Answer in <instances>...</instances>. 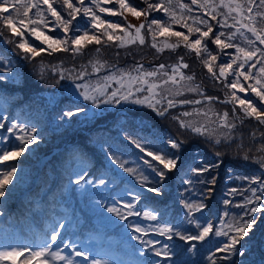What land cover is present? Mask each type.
Instances as JSON below:
<instances>
[{
    "label": "rangeland",
    "instance_id": "1",
    "mask_svg": "<svg viewBox=\"0 0 264 264\" xmlns=\"http://www.w3.org/2000/svg\"><path fill=\"white\" fill-rule=\"evenodd\" d=\"M73 2H75V0H73ZM128 2L130 3V1ZM151 2H156V0H151ZM182 2L190 3V0H182ZM241 2H243V0H241ZM256 2L258 4L259 0H256ZM85 3L88 4V0H85ZM130 4L133 5L132 3ZM53 6L56 7L62 15H66L60 3H54ZM104 6L111 8L118 7L115 0H113L112 4H106ZM190 7H192L193 11L187 13V15H202L201 10L197 6L190 5ZM94 10L96 9L94 8ZM255 10L254 8V11ZM220 11L224 10L220 9ZM177 13L179 14V9H177ZM98 14L101 15L103 19L118 22L121 25L127 23L126 15L133 17L128 13H125L123 16ZM153 18L169 21V18L162 13L153 12L147 17L144 23H147V21ZM203 18L208 19L214 28L218 29L216 21H212L211 18L207 16ZM48 20L51 21L54 20V18L48 16ZM229 22L231 23V21ZM189 23H191V21H189ZM52 26V24H49L48 29L42 28V30L52 37L64 36L60 28H57L56 31H50L49 29ZM84 26L85 19L81 13L77 16L76 21L73 22L68 35H72L73 30L77 28L83 30ZM172 27L173 30L184 31L186 33V29L181 28L179 25L173 24ZM201 27H203V25H201ZM222 30L226 32L233 31V29ZM0 33H2L0 34V60L3 61L5 66L11 68L10 73L5 72L2 74L5 78L0 79V88L9 91L10 89H19V87H21L19 89L21 93H24V90H30L32 94H27L25 99L31 103H35L33 106L34 109L31 110V112L26 109H18V113L20 112L27 117L19 114L12 118L10 117L11 113L6 111V108L11 105V101L6 100V98H0V113L4 112L0 117L6 118L0 119V123L5 125V128L0 129V138H3V142L0 143V149L15 150L17 148L19 141L15 139V133H18L19 126H24L26 131L29 132L31 127L34 126L36 128L34 135L37 140L39 138V129L37 126L39 119L43 122V129H48L49 132L55 135L53 136L52 142H48L50 146L55 147L60 143V140L64 139L67 135L71 134L70 137L78 135V130H85L87 132L89 128L93 127L100 119L108 116L115 120L113 123L114 128H112L113 133L107 136L109 138H101L102 141L97 143V148L104 153L106 167L112 174L111 179H117L118 182L123 183L121 187H118L111 179L112 182H108L109 177H102V172L98 174L93 172L92 175L89 161H91V163L94 161L97 162V157H95V159L91 158L89 161H84L82 157L78 156L79 158L76 160V166H71L69 163L70 171L67 182L63 187H61L59 184L60 181L56 178H59L60 174H55L56 176L52 179L51 185L40 189V191L37 184L34 185L32 191L26 188L20 190L19 186L12 184H14L16 180H26L29 172L26 169L19 168L27 161L25 159L29 158L30 154L31 156H36L34 161H36L39 156L34 150V146L35 149L38 148V143H29L27 150L20 156L11 160H6L0 164V169H6L9 165L17 166V171L13 175L11 182L5 186V190H11V192L26 191L25 205L34 203L38 205V207L42 204L45 195L51 194L54 200L52 210H56V212L61 211V213H63V221L59 222L53 220L50 222V232L45 233L43 230L36 231L31 234L30 238L25 236L24 239L17 243L19 239L14 237L15 226L13 224H11V226H5L3 222H7L12 216L13 219L16 220L14 211L19 209H21L22 215V203L17 199L12 200L8 195L0 197V212L3 213V215H0V231L1 229H5V232H0V251L11 250L15 247H30L31 241L35 244V248L33 249H37L45 240L49 239L53 227L57 223H63L64 229L60 230L63 232V235L61 234L62 240L58 238L57 244H61L62 241L71 242L73 246L85 252L89 257L88 260H85L83 257H76L71 249H64L62 254L72 257L75 264H90L93 259L101 261V264H131L129 259L125 262L121 260L125 254L132 255L137 264H185L190 252L188 254H185L186 252L184 251L180 253V248L187 247V249H189L188 242L175 237L173 240H168L165 236H161L151 230L158 228L160 223H166L169 226L179 225L169 220L171 219L172 213L168 209H166L168 213L161 214L162 219L158 217L159 222L146 220L142 216H128L126 220H121L113 213L107 211V207L115 206L126 214L127 209L123 207V204L124 202L131 201V195L134 194V192L130 187H124V184L133 186L134 183H140L134 175L125 172L114 162V156L118 157L121 162H124L125 167L133 168L138 173H142L151 183L154 184L155 181L159 179L155 172H153L144 161L148 160L153 164L157 162L152 161L151 157L146 156L144 152H141L139 148L132 144L128 139L129 137L139 140L146 149L155 151L162 148L166 152H175V154L180 157L177 168L169 172L168 178L162 182L163 187L168 189V191H172V189L167 188V185L171 182H177L176 185L178 188L186 187V190L181 192L184 202H219L222 208V217L215 230H221L222 226H224L223 230L226 231L227 224L231 222L234 217L238 218L246 211L244 207H237L236 205L243 204L244 198L251 196V193L245 191V189L259 187L257 184H250L249 180L246 178L255 177L264 180V166L255 162L257 159L264 157V151L259 150L261 146H264V125L258 124L254 118L244 119L242 125L239 123V120H237L233 114V104L225 103L224 101L230 95L231 91H236L237 95L241 97H244L245 94L240 93L238 90H230L227 88L223 78H221L220 81L214 80L204 66L207 73L197 74L193 72V70L198 67L194 60L197 59L195 53L188 52L183 46L175 51L165 49L162 53H158L156 49L151 47L152 37L147 29H145L142 31L145 37V44L143 46L139 45L138 42L126 48H119L117 46L118 42H108L107 45L103 43L101 45L90 44L83 47L80 53L63 51L51 52V50H48L42 52L39 57H36L37 60H29L24 58L25 55L28 54L22 53L19 49L15 48L14 44L6 42L9 39L19 41L21 39L20 37H12L6 32V29H2L1 27ZM212 35H215V32ZM25 38L38 49L46 48V45L42 44L39 40H35L28 32H25ZM195 38L196 36L194 34L192 39ZM102 39L106 40V38L103 37ZM175 39V37L168 36L156 37L158 43L163 40L174 42ZM204 42L207 43L212 54L218 57L217 61L213 62V71L218 74V65L227 63L230 56L235 55L234 49H225L223 53H220L219 48L214 45L210 39ZM233 42L239 43L240 38L237 37ZM257 46L264 49V46L258 43ZM97 48L100 49L99 52L96 51ZM181 56L184 58V62L189 65L188 69L182 70L185 75L194 74V83L200 85L205 96L218 99L213 100L212 103L209 104L207 100L204 99V96L198 93L184 91L180 96L169 97L177 102L176 107L169 109L166 116L160 117L146 106L133 105L124 101H121L119 104H103V98H101V106L97 108L91 101H85L78 92L75 91L74 86L77 83L97 84L100 83L105 76L113 72L132 70L135 66L140 64L144 66L145 70L153 71L159 66L154 65L153 62L163 61L162 64L166 65V70H169L168 66L176 65ZM203 56L204 54L201 53V58H203ZM146 59H149L148 62H146ZM96 61L104 65V68L98 74L92 70V63ZM233 67L236 68V65ZM258 67L259 65H257V68ZM82 70L87 71L89 75L85 77L83 81L76 80V75ZM244 70L249 71L250 69L245 67ZM251 71L256 72V69H251ZM61 74L64 75V79L60 78ZM232 79L233 76L229 74L227 82H230ZM241 82L247 85L252 81L245 82L243 78H241ZM117 87L118 85L113 83L108 89L109 94ZM247 96L258 108H264V104H261L259 98L253 93L249 91ZM182 100H201L202 103L181 104L180 101ZM164 103L166 104V100ZM81 108L85 111L79 112L77 115L70 118L63 115L65 111H77ZM210 109L211 111H209ZM145 110H148L147 114L150 116L151 120L146 118L147 114L143 112ZM185 111L191 112L193 115L183 117L181 114ZM205 112H208L207 116L204 115ZM213 112L219 114L228 112L229 121L237 123V128L232 133L235 138L231 143L222 142L217 145L215 144L216 136L210 138L198 136L190 130L182 129L178 121L173 119V117H180L186 122H191L196 125H207L209 129H212L217 127L215 123H212V121L216 120V117L212 115ZM236 112L242 117V112L238 105L236 106ZM132 115L136 116L138 119L128 117ZM28 121L31 123L29 124ZM13 123L17 124L18 128L14 130L13 133H9L7 129ZM101 126L106 125L101 124ZM225 131V129H219L221 137ZM253 133L255 134L254 137L252 135ZM19 134L23 135V133ZM110 138L115 139L117 144H109L108 139ZM162 138H173L178 142L183 141L181 149L176 152L168 148L161 143ZM121 142H123V144H120ZM65 144L55 148L52 156L63 151V146ZM69 146H71V144H67L66 148ZM217 152H221L223 155L218 157L216 155ZM25 153L28 154L25 156ZM245 153L249 156V160L247 161L242 158ZM42 159L43 157L37 160V163L41 166L40 172L44 173L43 165L48 160V157ZM204 166H208L210 171L201 175H197L191 171L193 168H201ZM81 175H84V180L81 181L80 185L75 184V180ZM213 177L216 178L214 185L200 182L210 181ZM102 178L105 181L104 184L100 183ZM188 180L192 181L191 185L186 183ZM85 181H91V183H85ZM36 182H40L38 177ZM26 183L25 181L23 185H26ZM149 186H151V184ZM233 188H236L238 193H231L230 190ZM35 189L38 190L37 193H35ZM47 189L48 191L46 193L45 191ZM209 189H211V192H209ZM44 192L45 194L43 195ZM33 193L34 195H32ZM177 194L178 192L173 193V199ZM155 196L162 200V195ZM204 197L208 198L204 199ZM226 201H231V203H225ZM252 206L254 205H249L248 207ZM261 207L264 208V201L261 202ZM8 208L12 210V213H10ZM152 209H154L152 206L143 204L141 197L139 202L136 203V210L144 211ZM183 209L185 216L182 217L183 219H181L180 225L183 224V227L192 229V226L188 225L185 219L187 210L185 208ZM225 213H227V215H225ZM192 218H198L202 224L209 223L206 219L205 210L195 213ZM3 226H5V228H1ZM136 226L147 229V235L133 231ZM211 235L212 234H209V236ZM212 236V246L215 245L214 240L218 242L227 240V237L224 236ZM137 237H139V239H137ZM149 240L155 242L156 250L160 249L162 245H168L172 251L174 250V252L170 254V259L163 255L155 256L153 245L147 243ZM117 244L120 246L115 248ZM52 247L55 249L56 245H52ZM196 247L201 248V245L198 243ZM236 247H239L241 251L245 250L247 252H252L251 262L253 264L259 262V259L264 256V212L258 211L255 214L254 227L249 232V235L244 237ZM208 249L209 248L206 247L207 252L202 257L203 264H206V262L209 261L208 257L211 256ZM254 250H256L257 253H254ZM196 255L197 252H193L189 264H193V258L196 257ZM147 257H151L153 260L146 262L145 259ZM154 257H156L158 261L155 260ZM23 259L24 257H19L15 261V264L18 260L21 261ZM35 263L36 262H33V264ZM0 264H13V261L11 259H5L0 261ZM53 264H63V262L53 261Z\"/></svg>",
    "mask_w": 264,
    "mask_h": 264
},
{
    "label": "snow or ice",
    "instance_id": "2",
    "mask_svg": "<svg viewBox=\"0 0 264 264\" xmlns=\"http://www.w3.org/2000/svg\"><path fill=\"white\" fill-rule=\"evenodd\" d=\"M141 2L146 5L143 9H138L131 5L128 0H115L116 5H118L116 8L104 6L106 4H112L113 0H88V4L85 3V0H75V2L73 0H0V25L6 27L10 31L11 36L21 38L19 41L9 39L6 42L14 44L15 48L19 49L22 53L28 54L24 58L29 60L39 57L42 52L48 50H51V52L80 53L83 47L90 44L101 45L103 43L107 45L108 42H118L117 46L119 48H126L138 42L139 45L143 46L145 44V37L142 31L147 29L152 37L151 47L156 49L158 53H162L165 49L175 51L183 46L188 52L196 54V57L200 59L201 64L207 68L208 73L211 74L214 80L220 81L223 78L227 88L230 90H238L240 93L245 94L244 97H241L237 95L236 91H231L230 95L224 101L225 103L233 104V114L241 125L244 119L247 118H254L258 124L264 125V108H258L247 96V93L250 91L259 98L261 104H264V49L257 46V43L264 46V0H259L258 4L256 0H243V2L241 0H190V3L182 2V0H156V2L141 0ZM54 3H60L66 15H62L53 6ZM190 5L197 6L201 10L202 15H187V13L193 11ZM254 8L256 9L255 11ZM177 9H179V14L177 13ZM220 9L224 11H220ZM153 12L162 13L169 18V21L153 18L147 21V23H140L138 26L130 23L121 25L118 22L103 19L98 14L123 16L125 13H128L136 19L145 17L147 20V17ZM81 13L85 19L83 30L77 28L73 30L72 35H68L73 22L76 21L77 16ZM48 16L53 17L54 20L49 21ZM205 16L210 17L212 21H216L218 29L214 28L208 19H204L203 17ZM49 24L53 25L49 29L50 31H56L57 28H60L64 36L52 37L47 35L42 28L48 29ZM173 24L186 29L187 34L184 31L173 30ZM222 29H233V31L226 32ZM25 32H28L35 40H39L42 44L46 45V48L38 49L36 46L30 44L28 39L25 38ZM214 32L215 35H212ZM194 34L196 38L192 39ZM157 36L175 37L176 39L174 42L163 40L158 43L156 40ZM102 37L106 38V40L102 39ZM237 37L240 38V42L234 43L233 41ZM208 39L219 48L220 53H223L225 49H234L235 52V55L230 56L227 63L218 65V74L213 71V62L217 61L218 57L212 54L207 43L204 42ZM96 51L99 52L100 49L97 48ZM201 53L204 54L203 58H201ZM234 65H236V68L233 67ZM257 65H259L258 68ZM168 67L169 70H166V65L160 64L156 70L147 71L140 64L132 70L113 72L105 76L100 83H77L74 87L75 91L85 101H91L97 108L101 106V98H103V104H119L121 101H124L133 105L146 106L160 117L166 116L169 109L176 107L177 102L169 97L180 96L184 91L198 93L204 96V99L209 104L213 100L218 99L205 96L200 85L194 83V74L185 75L182 70L188 69L189 65L184 62L182 56L179 57L176 65ZM245 67L250 70L245 71ZM103 68L104 65L99 61L92 63V70L97 74ZM251 69H256V72L251 71ZM5 72L10 73L11 68L5 66L3 61L0 60V79L5 78L2 75ZM229 74L233 76V79L227 82ZM88 75L89 73L87 71L82 70L76 75L75 79L83 81ZM60 78L64 79L65 77L61 74ZM241 78L245 82H252L245 85L241 82ZM113 83L118 85V87L109 94L108 89ZM165 100L166 104L164 103ZM180 103L200 104L202 101L182 100ZM237 105L242 112V117L236 112ZM84 111L82 108L77 111L69 110L65 111L63 115L70 118ZM181 115L183 117H189L193 113L185 111ZM204 115L207 116L208 112H205ZM212 115L216 117V120L212 121V123L217 125V127L212 129H209L207 125H196L191 122H186L180 117H173V119L178 121L182 129L190 130L198 136L206 138L216 136L215 144L217 145L222 142L231 143L235 138L232 133L237 128V123L229 121L228 112H224L223 114L213 112ZM0 119L6 118L0 117ZM3 128H5V125L0 123V129ZM17 128L18 125L13 123L7 131L13 133ZM219 129L226 130L222 134V137ZM35 132L36 128L34 126L31 127L30 132L26 131L24 126H19L18 133H15V139L19 141V145L15 150L0 149V164L6 160L20 156L27 150L29 143H36ZM19 133H23V135ZM252 135L253 137L255 136L254 133ZM128 139L141 152H144L146 156L151 157L152 161L157 162L153 164L148 160L144 161L159 179L153 184L142 173H138L133 168L125 167V163L121 162L118 157H113L114 162L125 172L134 175L142 186L147 187L149 192L155 195H161L162 190L157 185L168 178L169 172L177 168L180 157L175 152H166L162 148L155 151L146 149L139 140L132 137ZM2 142L3 138H0V143ZM161 143L178 152L182 147L183 141L178 142L173 138H162ZM259 150L264 151V146H261ZM216 155L219 157L223 153L217 152ZM242 158L246 161L249 160L247 153ZM255 162L264 166V157L257 159ZM16 171V165H9L6 169H0V197H5V186L11 182ZM191 171L197 175H201L210 171V168L204 166L201 168H193ZM215 179L213 177L210 181L200 182L214 185ZM246 179L249 180L250 184H257L259 187L245 189V191L251 193V196L245 197L244 203L237 204L236 206L244 207L246 211L240 217H234L227 224L226 231L223 230L224 226H222L221 230H214L211 223L202 224L198 218H192L195 213L201 212L207 207L202 201L199 203L191 201L184 202L183 206L187 210L185 219L187 224L192 226V229L183 227V224L169 226L166 223H160L158 228L151 230L161 236H165L168 240H173L175 237L188 242V250L190 252L196 251V244L193 242H203L209 234L224 236L227 237V240L218 250L220 252H226L229 255H243V251L236 246L240 244V241L244 237L249 235V232L254 227L255 214L258 211L264 212V208L261 207V202L264 201V180L255 177ZM82 180H84V175L76 179L75 184L80 185ZM85 183H91V181H85ZM100 183H105L103 178L100 180ZM186 183L191 185L192 181L188 180ZM150 184L151 186H149ZM209 192H211V189H209ZM230 192L238 193V190L233 188ZM207 198L204 197V199ZM139 200L140 194L136 193L131 195L130 202H124L123 207L127 209L126 214L115 206L107 207V211L113 213L121 220H126L128 216H142L146 220L157 222H159L158 217L162 219L161 214L156 209L136 210V203ZM225 203H231V201H226ZM249 205L254 206L248 207ZM0 215H3V213L0 212ZM61 229H64V224L57 223L53 227L49 239L45 240L37 249L15 247L11 250L0 251V261L11 259L13 264H15V261L19 257H24L20 261V264H33V262H36V264H53V261H62L63 264H75L72 257L62 254L66 248L71 249L76 257H83L85 260H88V255L78 250L71 242L62 241L61 244H57L58 238H61ZM133 231L144 235L148 233L147 229L140 226H136ZM147 243L153 245L155 256L163 255L170 259L172 250L168 245H162L160 249L156 250L154 241L149 240ZM52 245H56V248L53 249ZM208 260L211 261V264H216L212 256H209ZM90 264H101V261L93 259Z\"/></svg>",
    "mask_w": 264,
    "mask_h": 264
},
{
    "label": "trees",
    "instance_id": "3",
    "mask_svg": "<svg viewBox=\"0 0 264 264\" xmlns=\"http://www.w3.org/2000/svg\"><path fill=\"white\" fill-rule=\"evenodd\" d=\"M130 1V3H132L135 7H137L138 9H143L144 7H146V5L144 3L141 2V0H128ZM126 21L127 23H130L132 25H136L138 26L140 23H144V21H146L145 17H141L139 19H136L134 17L128 16L126 15ZM0 27L2 29H6V32L11 35L10 31L6 28L3 27L2 25H0ZM13 37V36H12ZM35 60H37L35 58ZM149 59H146V62H148ZM196 61V67L193 72L195 73H199V74H205L207 73V69L205 70V68L203 67V65L200 62V59H194ZM168 62V61H167ZM192 62V61H191ZM154 65H160L163 63L162 62H153ZM194 68V67H193ZM21 87H19L20 89ZM19 89H10L9 91L6 89H1L0 88V98H6V100H10L11 101V105L6 108V111L11 113L10 117H14V116H18L19 114L27 117L26 115L22 114V113H18V109H26V110H33V106L35 105V103H31L29 101H27L26 96L27 94H32V92L30 90H24V93H21V91ZM29 89V88H27ZM29 107V108H28ZM36 112V111H35ZM145 112L144 114H147L148 110L143 111ZM4 112H1L0 115H3ZM124 116V115H123ZM122 116V117H123ZM121 117V118H122ZM129 118L132 119H138L136 116L132 115V116H128ZM148 120H151L150 116L147 114L146 117ZM114 118L111 117H104L102 119H100L93 127L89 128V131H85V130H78L79 134L78 135H74L73 137H70V135H65L66 137L64 139H59L60 143L57 144V146L53 147L50 146L48 142H52L53 140V135L52 132H49L48 129H43V122H41V120L39 119V123H38V129H39V133L38 136L39 138L37 139L38 143L37 145L38 148L35 149L34 146V150L35 153H38L39 156L36 159V161H34V158L36 157L35 155L31 156V154L29 155V158L25 159L27 160L26 162H24V164H22L19 169H26L29 174L28 177H26V180L21 179L20 181L16 180L14 181L15 186H19V189L22 190L24 188L28 189H32L34 187V185L37 184V186H39V191L40 189L50 186L52 183V179L55 178V174H60V177H56L58 181H60V185L61 187H63V185H65V183L67 182V178H68V174L70 171V164L71 166H76L77 165V158H79L78 156L82 157L84 159V161H89L91 158L95 159V157H97V162H90L91 166H90V172L92 171V175L93 172L98 174L101 173V176L104 178L109 177L108 182H114V184L116 186H120L123 184L122 182H118L117 179H111L112 174L108 171L107 167H106V163H105V156L104 153L99 150L97 148V143L102 141L101 138H109L107 137L108 135L110 136V134H112V128H114ZM152 121L154 122V120L152 119ZM28 123L30 124L31 122L28 121ZM101 124H105L106 126H101ZM106 128V129H104ZM40 142V143H39ZM109 144H117V141H115V139H108ZM71 144V146H69L68 148H66L67 144ZM63 144H65L64 150L61 152H58L56 154H54L52 156V153L54 152V149L62 146ZM120 144H123V142H121ZM36 145V146H37ZM33 148V147H32ZM29 153V152H28ZM25 153V156L28 154ZM52 156V157H51ZM41 157H43V159L45 157H48V160L45 162V164L43 165V169H44V173L40 172V164L37 163V160L41 159ZM42 159V160H43ZM70 163V164H69ZM39 164V165H38ZM59 171V172H58ZM30 175V178H29ZM54 176V177H53ZM37 177L39 179L40 182H36L37 181ZM112 181H111V180ZM171 180V179H169ZM168 180V181H169ZM25 181L27 182L26 185H23L25 183ZM177 182H171L167 185V188L172 189V191H168V189H166L165 187H163V183L157 185L158 187L161 188L162 190V196L160 200L157 196H155L154 193L149 192L147 190V187L142 186L141 183L137 184L134 183L133 186H129L128 184H124V187H130V189L134 192V194L139 193L140 197L143 200V204L148 205V206H152L154 209H156L159 214H166L168 213L167 211L169 210L172 215H171V220L172 222L178 223L180 225L181 223V219H183L182 217L185 216L184 215V206H183V194L181 192H183L184 190H186V187H181L178 188V186L176 185ZM173 184V185H171ZM26 186V187H24ZM57 191V190H56ZM6 195L9 196V198H16V197H20L23 195V192H19V191H14V192H9V190H5ZM38 190L35 191V193H37ZM174 192H178V194L176 195V197L173 199V193ZM219 194V192H218ZM34 195V193L32 194ZM49 202L53 203L54 200L53 198L49 197ZM22 201V205H25V200L21 199ZM205 204L207 205V207L204 209L206 212V219L208 220L209 223H211L215 228L217 227V224L221 221V217H222V208L220 206V203H212L211 201H205ZM166 209H168L166 211ZM212 241H213V236H209L206 237L205 240L203 242H194L196 244H200L201 248L196 247V251L197 255L196 257L193 258L194 262L193 264H203L202 263V257L205 255L206 251V247H208L211 256L213 257V259L216 261V264H253L251 262V253L252 252H247L245 250H243V255H229L226 252H220L218 250V248L224 244L225 241L223 242H218L216 240L215 241V245L212 246ZM239 248V247H237ZM241 250V249H240ZM180 253H182L183 251L186 252L185 254H188L190 251L187 249V247H181L180 248ZM174 252V250L172 251V253ZM254 253H257L256 250L253 251ZM193 254V252H190V254L188 255L187 261H185V264H189L190 261V257ZM227 257V258H225ZM150 261H152L153 259L151 257ZM155 260L158 261V259L156 257H154ZM161 260V259H159ZM206 264H211V261L209 260L208 262H206ZM254 264H264V256L259 259V262L254 263Z\"/></svg>",
    "mask_w": 264,
    "mask_h": 264
}]
</instances>
